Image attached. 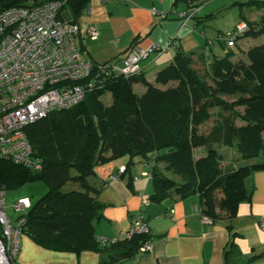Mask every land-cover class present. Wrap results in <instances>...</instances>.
<instances>
[{
	"label": "trees",
	"instance_id": "1",
	"mask_svg": "<svg viewBox=\"0 0 264 264\" xmlns=\"http://www.w3.org/2000/svg\"><path fill=\"white\" fill-rule=\"evenodd\" d=\"M48 1L52 0H0V12ZM174 2L192 10L203 0ZM90 3L65 0L61 13L67 9L69 22L78 24ZM246 3L258 10L264 7V0ZM214 16L210 13L205 19ZM241 16L240 23L247 27L234 44L241 38L264 35V12L249 18L242 11ZM192 17L203 21L194 14ZM135 45L137 40L130 49ZM230 49L211 60L206 48L192 52L178 49L171 62L157 71L155 83L148 81L143 71L130 76L95 72V86L78 105L53 111L29 125L26 133L34 155L43 159L42 168L0 157V186L5 187L6 205L8 190L34 181H43L48 187L36 201L22 197L13 203L17 219L25 217L23 236L52 251L78 256L84 251L96 252L98 264H122L132 259L151 241L149 229L132 237L128 230L123 239L101 241L96 226L107 205L99 199L101 188L89 181L97 166L123 157L129 159L123 165L126 171L142 162L144 172H151L150 176L144 172L137 176L152 180L149 201L197 195L201 211L213 222L236 216L240 204L252 200V174L264 170V44L251 46L246 52L248 60L235 58L236 52ZM199 64L203 67H197ZM138 83L145 86L143 94L134 89ZM107 92L113 100L110 105L103 101ZM211 119L210 130L204 132L203 126ZM226 146L236 148L245 164L225 165L219 149ZM199 147H205L206 154L196 157ZM69 183L73 186L65 190ZM23 198L30 199L31 207L17 211L15 204ZM137 218L147 226L141 216ZM16 263L21 264L18 259Z\"/></svg>",
	"mask_w": 264,
	"mask_h": 264
},
{
	"label": "crops",
	"instance_id": "2",
	"mask_svg": "<svg viewBox=\"0 0 264 264\" xmlns=\"http://www.w3.org/2000/svg\"><path fill=\"white\" fill-rule=\"evenodd\" d=\"M174 1L93 0L91 10L82 14L78 24L83 30L90 25L96 26L98 38L82 34L78 36L77 44L85 58L97 63L121 61L136 40L142 47L152 44L168 47L166 51L155 52L142 61V71L152 83H155L157 71L171 62L178 49L192 52L206 48L210 60L211 54L220 56L216 53V45L219 43L218 46L225 50L224 33L219 32L216 38H207L209 46H200L202 35L206 37L204 31L197 33L200 21L190 26L194 17L184 15H189L191 9L179 8ZM154 8L158 14L153 13ZM62 17L69 21L70 12L63 10ZM196 47L200 49L195 50ZM230 50L236 52L235 58H241L240 55L247 52L240 44ZM197 67L203 66L199 64ZM136 86H142V93L145 92L143 84H135L134 88ZM222 155L225 165H239L225 161V154ZM128 162L129 159L123 157L97 166L95 175L89 179L91 185L101 188L99 199L107 205L104 217L96 226V234L101 241L125 238L137 216L147 223L153 249L139 251L122 264H264V229L260 226L264 219V170L252 174V200L242 202L236 216H224L204 224L197 212L200 208L197 195L149 201L153 193L152 180L146 177L130 179V176H141L146 169L145 163L132 164L119 179L111 180L110 176ZM18 197L29 196L20 194ZM9 215L13 219L18 217ZM20 244L18 261L21 264H98L100 261V255L92 251H84L78 256L72 252L42 248L27 235L21 238Z\"/></svg>",
	"mask_w": 264,
	"mask_h": 264
},
{
	"label": "built area",
	"instance_id": "3",
	"mask_svg": "<svg viewBox=\"0 0 264 264\" xmlns=\"http://www.w3.org/2000/svg\"><path fill=\"white\" fill-rule=\"evenodd\" d=\"M64 3L65 0H52L0 12V157L36 170L42 168L43 159L33 153L26 133L29 125L53 111L78 105L88 90L95 86V72L116 76L136 75L142 71L144 59L168 48L157 44L147 47L135 45L119 63L94 62L84 57L77 38L86 34L96 39L98 29L90 25L83 30L79 24L70 23L62 17ZM92 3L93 0L88 11ZM153 13L158 14L155 8ZM246 27V23L238 24L228 44L232 45ZM125 171L126 167L122 166L116 175H111V180L119 179ZM144 175L150 176L151 172L146 171ZM30 207L29 198L20 199L15 204L17 211ZM197 212L204 224L212 223V219L200 208ZM24 222L25 217L13 220L9 216L5 187L0 186V226L3 234L0 235V264H17ZM260 226L264 229V219ZM146 232V224L137 218L129 229L128 237ZM152 249L153 243L148 241L140 251Z\"/></svg>",
	"mask_w": 264,
	"mask_h": 264
},
{
	"label": "rangeland",
	"instance_id": "4",
	"mask_svg": "<svg viewBox=\"0 0 264 264\" xmlns=\"http://www.w3.org/2000/svg\"><path fill=\"white\" fill-rule=\"evenodd\" d=\"M238 1V2H235ZM249 0H203L202 5L199 8H195L192 10H189V15H193L194 13H198V17H202L203 21H200L197 23V19L193 18L190 22V26L194 25L195 23L198 24L197 33L201 34L202 31L205 32L206 37L203 36V39L200 42V46H209V44L206 43L207 38H216L219 32H223L225 39L228 41L229 37L233 33V29L235 26H238V23L241 21V12H245V14L249 18H255L260 15V13L264 12V7L261 10H258L257 7L253 4H247ZM240 2V3H239ZM245 4H241L244 3ZM179 8H184L188 10V7L186 4L180 3ZM210 13H215V16L213 18H206L205 16ZM237 28V27H236ZM217 43V42H215ZM227 43V42H226ZM219 44V43H218ZM216 45L217 51L216 53L220 56L225 55V52L228 48L235 49L237 47V44L241 45L243 49L247 50L251 46L264 44V35L258 36V37H248V38H241L237 41L236 44L229 45L227 43V47L225 50L221 47ZM200 49L199 47H196L195 50ZM187 51H190L188 48ZM211 57H213V54H211ZM241 58L248 60L246 54L240 55ZM135 91L138 94H143V88L142 86H136L134 88ZM103 101L106 105H110L112 103V96L111 93L107 92L103 96ZM213 119L206 124V126H203L202 130L204 132H208L211 128V124L213 123ZM220 152L225 154V161L233 162L237 164H245L246 159L241 158L238 150L234 147H223L220 149ZM202 154H206V148L205 147H199L195 149V156H200ZM257 159H254L252 161H256ZM133 165H141L140 162H136ZM73 184L69 183L65 186V190L72 187ZM48 187L45 182L43 181H34L26 183L24 186L14 189V190H8L7 191V205H8V213L11 214L13 217L18 216V212H15L13 209V203L18 200V196L20 194H25L29 196L33 201H36L38 198L43 196L45 192L47 191ZM14 219H17L14 218Z\"/></svg>",
	"mask_w": 264,
	"mask_h": 264
}]
</instances>
